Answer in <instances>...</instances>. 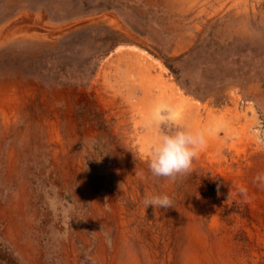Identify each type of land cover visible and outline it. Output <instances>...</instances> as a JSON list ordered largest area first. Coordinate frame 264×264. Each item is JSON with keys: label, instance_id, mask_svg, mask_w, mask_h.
<instances>
[{"label": "rangeland", "instance_id": "obj_1", "mask_svg": "<svg viewBox=\"0 0 264 264\" xmlns=\"http://www.w3.org/2000/svg\"><path fill=\"white\" fill-rule=\"evenodd\" d=\"M160 105L208 132L175 182ZM0 264H264V0H0Z\"/></svg>", "mask_w": 264, "mask_h": 264}, {"label": "clouds", "instance_id": "obj_2", "mask_svg": "<svg viewBox=\"0 0 264 264\" xmlns=\"http://www.w3.org/2000/svg\"><path fill=\"white\" fill-rule=\"evenodd\" d=\"M144 127L150 133L147 164L151 175L171 182L190 175L194 161L206 146L208 132L183 124L180 114L165 105L145 118ZM143 205L144 209L151 205L166 210L173 207V198L167 193L146 194Z\"/></svg>", "mask_w": 264, "mask_h": 264}, {"label": "crops", "instance_id": "obj_3", "mask_svg": "<svg viewBox=\"0 0 264 264\" xmlns=\"http://www.w3.org/2000/svg\"><path fill=\"white\" fill-rule=\"evenodd\" d=\"M18 19H19V17L17 16L12 21L8 22V26L5 27L4 30H2V36H4V37H2L1 39H10V38H14L15 36H18V35L33 38L32 33L29 32V30H30L29 27H26L25 29H23V27H21L20 28L21 30H18V32L15 31L17 29L16 23L19 21ZM39 19H40V25L42 26V29L44 31L45 30L44 28L48 27V26H46L48 24V22H46V18L43 16V14L39 15ZM9 31H11V32L8 33ZM34 36L35 37L36 36L41 37V36H43V34H40V35L35 34Z\"/></svg>", "mask_w": 264, "mask_h": 264}, {"label": "bare ground", "instance_id": "obj_4", "mask_svg": "<svg viewBox=\"0 0 264 264\" xmlns=\"http://www.w3.org/2000/svg\"><path fill=\"white\" fill-rule=\"evenodd\" d=\"M3 86H4L5 88H8V87H9V86H7V85H6V86H5V85H3ZM107 261H108V260H107Z\"/></svg>", "mask_w": 264, "mask_h": 264}]
</instances>
